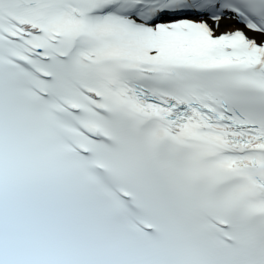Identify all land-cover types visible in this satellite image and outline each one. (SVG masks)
I'll list each match as a JSON object with an SVG mask.
<instances>
[{"label":"snow or ice","instance_id":"snow-or-ice-1","mask_svg":"<svg viewBox=\"0 0 264 264\" xmlns=\"http://www.w3.org/2000/svg\"><path fill=\"white\" fill-rule=\"evenodd\" d=\"M0 264H264V0H0Z\"/></svg>","mask_w":264,"mask_h":264}]
</instances>
